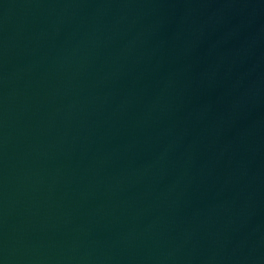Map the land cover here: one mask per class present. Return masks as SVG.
Masks as SVG:
<instances>
[{
    "label": "water",
    "instance_id": "1",
    "mask_svg": "<svg viewBox=\"0 0 264 264\" xmlns=\"http://www.w3.org/2000/svg\"><path fill=\"white\" fill-rule=\"evenodd\" d=\"M0 264H264V0H0Z\"/></svg>",
    "mask_w": 264,
    "mask_h": 264
}]
</instances>
